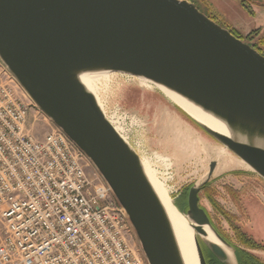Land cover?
<instances>
[{
  "label": "water",
  "instance_id": "obj_1",
  "mask_svg": "<svg viewBox=\"0 0 264 264\" xmlns=\"http://www.w3.org/2000/svg\"><path fill=\"white\" fill-rule=\"evenodd\" d=\"M0 62L35 106L86 156L124 212L146 264H184L140 156L100 112L79 74L110 69L153 80L222 121L214 131L178 108L264 179V55L188 0H0ZM180 210L203 244L230 264L232 246L200 206L211 178ZM207 226L218 244L205 240ZM199 235V237H198Z\"/></svg>",
  "mask_w": 264,
  "mask_h": 264
},
{
  "label": "built area",
  "instance_id": "obj_2",
  "mask_svg": "<svg viewBox=\"0 0 264 264\" xmlns=\"http://www.w3.org/2000/svg\"><path fill=\"white\" fill-rule=\"evenodd\" d=\"M0 70V264H146L121 207L55 125H28L32 100Z\"/></svg>",
  "mask_w": 264,
  "mask_h": 264
},
{
  "label": "rangeland",
  "instance_id": "obj_3",
  "mask_svg": "<svg viewBox=\"0 0 264 264\" xmlns=\"http://www.w3.org/2000/svg\"><path fill=\"white\" fill-rule=\"evenodd\" d=\"M188 1L264 54V0H244L253 14L242 7V0ZM20 91L27 96L22 88ZM98 92L102 114L121 129L130 146L153 173L156 171L155 177L171 200L182 208L186 206L189 187L202 182L210 161L216 160L213 155L225 150L199 193L200 206L212 225L235 247L246 246L240 237L243 232L261 241V249L249 252L264 261V179L200 129L147 78L117 71L98 82ZM52 125L37 107L30 109L27 127L34 136L41 137ZM133 239L137 244L134 234ZM199 240L206 259L209 250ZM230 254L232 259L231 251ZM235 263V259L230 262Z\"/></svg>",
  "mask_w": 264,
  "mask_h": 264
},
{
  "label": "bare ground",
  "instance_id": "obj_4",
  "mask_svg": "<svg viewBox=\"0 0 264 264\" xmlns=\"http://www.w3.org/2000/svg\"><path fill=\"white\" fill-rule=\"evenodd\" d=\"M117 71L118 70H110V69L86 70L79 74L80 81L82 82L84 87L94 96V99L101 113H102L103 104L101 103V100L99 99V96H98L99 92L97 93V84L100 80L106 79L107 77L109 78L110 74L115 73ZM127 74L135 76V77L146 78L144 76H138V75L131 74V73H127ZM148 80L152 84V86L160 88L161 91H163L179 108H181L185 113H187L190 117H192L196 121L204 124L205 126H207L208 128L214 131H217L219 133H222L228 136L231 135L230 131L228 130V128L222 121L216 119L211 114L204 112L201 108L197 107L196 105L189 102L188 100L178 95L177 93L167 89L165 86L157 82H154L151 79H148ZM108 121L114 127V129L118 132V134H120V136L126 142H128L126 138L124 137V135L122 134L121 129L117 125H115L113 122H111L110 120ZM258 144L260 146H264V144L262 143H258ZM224 152L225 150L222 149L221 153L216 152L213 156L217 161H220V159L223 156L222 153ZM140 160H141L144 172L146 176L148 177V180L150 181L164 210L166 211V214L168 216V219L174 231V235L176 237L184 264H198V260L196 257V251H195V245H194V236L196 232L192 228L191 222L186 218L184 214H182L175 208L169 196L168 191H166V188L163 187L162 182H160L155 177L154 173L156 171L154 170L155 172L153 173V171L148 166L149 164L147 165V162H145L146 161L145 159L144 161L140 157ZM244 164L246 165L247 169L249 168L251 170V168L246 163ZM204 231L206 234L202 235V237L205 240L216 243L220 247H222V249L226 252V254L231 259V254H230L231 250H229L222 243H220L218 239L215 237V235L212 233V231L207 226H204Z\"/></svg>",
  "mask_w": 264,
  "mask_h": 264
},
{
  "label": "trees",
  "instance_id": "obj_5",
  "mask_svg": "<svg viewBox=\"0 0 264 264\" xmlns=\"http://www.w3.org/2000/svg\"><path fill=\"white\" fill-rule=\"evenodd\" d=\"M209 17V16H208ZM234 35H236L235 32H232ZM237 36V35H236ZM238 37V36H237ZM206 186V185H205ZM204 186V187H205ZM203 187V188H204ZM175 205L180 209L182 210V207L178 206L176 203ZM216 229V228H215ZM216 231L219 233V231L216 229ZM220 234V233H219ZM221 235V234H220ZM223 239L224 236L221 235ZM240 237H243L244 238V243L246 244V246L248 247H251V248H262V244L259 243V242H256L254 241L252 238L250 237H246L244 233H240ZM234 247V253H235V257L237 259V264H264V261H262L259 257L249 253V252H246L242 249H239L238 247ZM217 261V260H216ZM218 264H225V263H221L219 261H217Z\"/></svg>",
  "mask_w": 264,
  "mask_h": 264
},
{
  "label": "flooded vegetation",
  "instance_id": "obj_6",
  "mask_svg": "<svg viewBox=\"0 0 264 264\" xmlns=\"http://www.w3.org/2000/svg\"><path fill=\"white\" fill-rule=\"evenodd\" d=\"M252 5H254V7H255V5H257V6H260L259 4H253V3H251ZM241 5H242V7L243 8H245L247 11H248V13H250V14H253V13H251L250 12V10H248V9H250V7L248 8L247 6V3L244 1V0H242V2H241ZM254 7H253V9H254ZM261 7V6H260ZM255 10V9H254ZM212 19V18H211ZM213 20V19H212ZM226 28V27H225ZM230 29V28H229ZM231 33L232 32H235L234 30H232V31H230ZM236 33V32H235ZM233 34V33H232ZM234 35V34H233ZM236 35L238 36V34L236 33ZM235 35V36H236ZM236 36V37H237ZM238 38H240V39H242V40H244V38H241L240 36H238ZM254 49H256L260 54H262V55H264L260 50H258L254 45H251ZM244 233V232H243ZM245 234V233H244ZM246 237H250V238H252L254 241H256V242H259V243H261L262 245H263V243L261 242V241H257V239H255V237H253V236H247V235H245ZM225 238V240L232 246V248H233V254H234V258H235V264H237V259H236V257H235V253H234V247H233V245L230 243V241L226 238V237H224ZM243 238V237H242ZM243 241H244V239H243ZM244 243V242H243ZM245 244V243H244ZM239 249H242V250H244V251H246V252H249V249H261V248H251V247H248V246H245L244 248H242V247H238ZM209 252V256L206 258V262H207V264H218V260L212 255V253L210 252V251H208ZM250 253V252H249ZM217 260V261H216Z\"/></svg>",
  "mask_w": 264,
  "mask_h": 264
}]
</instances>
